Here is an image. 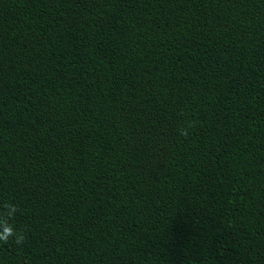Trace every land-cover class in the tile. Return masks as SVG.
<instances>
[{"label":"trees","instance_id":"trees-1","mask_svg":"<svg viewBox=\"0 0 264 264\" xmlns=\"http://www.w3.org/2000/svg\"><path fill=\"white\" fill-rule=\"evenodd\" d=\"M9 232L0 264H264V0H0Z\"/></svg>","mask_w":264,"mask_h":264},{"label":"clouds","instance_id":"clouds-1","mask_svg":"<svg viewBox=\"0 0 264 264\" xmlns=\"http://www.w3.org/2000/svg\"><path fill=\"white\" fill-rule=\"evenodd\" d=\"M182 134H186V130ZM10 235H11L10 232L5 234V235H0V241H3L6 243ZM17 242H19V241H17Z\"/></svg>","mask_w":264,"mask_h":264}]
</instances>
